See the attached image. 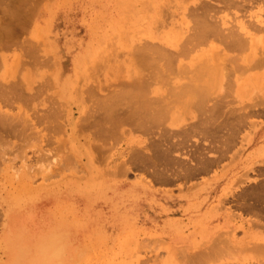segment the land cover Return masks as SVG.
<instances>
[{
	"label": "rangeland",
	"instance_id": "1",
	"mask_svg": "<svg viewBox=\"0 0 264 264\" xmlns=\"http://www.w3.org/2000/svg\"><path fill=\"white\" fill-rule=\"evenodd\" d=\"M0 97L1 260L264 263V0H0Z\"/></svg>",
	"mask_w": 264,
	"mask_h": 264
},
{
	"label": "bare ground",
	"instance_id": "2",
	"mask_svg": "<svg viewBox=\"0 0 264 264\" xmlns=\"http://www.w3.org/2000/svg\"><path fill=\"white\" fill-rule=\"evenodd\" d=\"M215 17V16H214ZM232 40V39H231ZM168 43H170V42H168ZM181 43V42H180ZM234 43V42H233ZM240 43V42H239ZM179 44V43H178ZM24 45H26V43L24 44ZM170 46V45H169ZM233 46V45H232ZM29 47V46H28ZM156 46H153V44L152 45H150V48L151 49H154ZM179 47V46H178ZM227 47V46H226ZM156 49H157V47H156ZM168 50H164L163 48H158L157 49V53H159L160 55H162V56H164V57H170V53L168 54V52H167ZM173 51V50H172ZM188 51H189V49H188ZM175 52H177L178 53V51H175ZM190 53L192 52V51H189ZM219 52V51H218ZM188 53V52H187ZM213 53V52H212ZM229 53V52H228ZM209 55V54H208ZM226 55V54H225ZM229 55V54H228ZM237 55V54H236ZM153 56V55H152ZM183 56V55H182ZM226 57V56H225ZM151 58H153V57H151ZM163 58V57H162ZM196 58V57H195ZM172 59V58H171ZM185 59V58H184ZM202 59H204V63H202V64H205V62L207 61V60H205V58H202ZM219 59V58H218ZM152 60V59H151ZM29 61V60H28ZM148 61V60H147ZM212 61H213V59H212ZM251 61V60H250ZM21 62V61H20ZM155 62V61H154ZM166 62V61H165ZM201 62H203V61H201ZM208 64H209V59H208ZM153 63V62H152ZM168 63V62H167ZM198 63V62H197ZM155 64V63H154ZM158 64V63H157ZM208 64H206V66L208 65ZM161 65H162V63H161ZM210 65V64H209ZM208 65V66H209ZM157 66V65H156ZM180 66H182V65H180ZM186 66V65H185ZM199 66V65H198ZM197 66V67H198ZM211 67H213L214 65H210ZM158 67H162V66H158ZM173 67V66H172ZM175 67V66H174ZM195 67V66H194ZM210 67V68H211ZM242 67V66H241ZM149 68V67H148ZM163 68V67H162ZM162 68L160 69V71H162V72H160V73H162L163 74V70H164V68H163V70H162ZM168 68V67H167ZM199 68V67H198ZM197 68V69H198ZM203 68H205V67H201V69H203ZM209 68V69H210ZM214 68V67H213ZM220 68V67H219ZM158 69V68H157ZM185 69H188V68H185ZM206 69V68H205ZM207 69H208V67H207ZM149 70V69H148ZM155 70V69H154ZM169 70V69H168ZM190 70V69H189ZM156 71V70H155ZM179 71V70H178ZM181 71L183 72V70L181 69ZM185 71V70H184ZM212 71H213V69H212ZM223 71V70H222ZM226 71V70H225ZM150 72V71H149ZM196 72H197V70H196ZM199 72V71H198ZM197 72V74H195L196 76L199 74V76H201V73L199 72L198 73ZM240 72V71H239ZM131 73V72H130ZM154 73V72H153ZM156 73V72H155ZM164 73H166V72H164ZM172 73H174V72H172ZM203 73H204V71H203ZM203 73H202V75H203ZM223 73V72H222ZM234 73V72H233ZM149 73H147L146 75H148ZM157 74V73H156ZM167 74V73H166ZM190 74V73H189ZM188 74V75H189ZM192 74V73H191ZM207 74H209V75H213V77H214V74H212V72H211V70H210V73L208 72ZM169 75V74H168ZM176 75V74H175ZM149 76V75H148ZM174 76V75H173ZM187 76V75H186ZM191 76V75H190ZM190 76H187V77H189V78H192L193 77V75H192V77H190ZM196 76H195V78H196ZM205 76V77H204ZM203 77L205 78V80L207 81V82H205V80H203L206 84H205V87L203 88L206 92H207V90H210L209 88H211L212 86V80L211 79H209V76H207V78H206V74L204 75ZM153 77H155V76H153ZM166 77H167V75H166ZM170 77H172V75L170 76ZM177 77V76H176ZM203 77H202V79H203ZM210 77H212V76H210ZM158 78H160V77H158ZM168 78V77H167ZM188 78V80H190ZM166 79V78H165ZM192 79H194V78H192ZM202 79H201V81H202ZM210 80V81H208V80ZM163 80V79H162ZM168 80V79H167ZM170 80H172V79H170ZM224 80V79H223ZM164 81V80H163ZM191 82H192V80H190ZM189 81V83H191ZM194 81V80H193ZM200 81V80H199ZM225 81V80H224ZM254 81H256V80H254ZM154 82V81H153ZM139 83V82H138ZM178 83V82H177ZM188 83V82H187ZM193 83V85H195V84H197L198 86H201L202 87V85L204 86V83L202 84V85H200V83H202V82H200L199 84L197 83V81H196V83L194 84V82H192ZM182 84V83H181ZM177 85V84H176ZM176 85L175 86H173V85H171L170 87L172 88V86L173 87H176ZM179 86V85H178ZM183 86V85H182ZM188 86V85H187ZM196 86V85H195ZM195 86H193V88H194V90H193V92L195 93L196 91H199L200 92V89H197V87H196V89H195ZM210 86V87H209ZM186 87V86H185ZM180 88V87H179ZM190 88V87H189ZM206 88H208L207 90H206ZM182 89H184V88H182ZM186 90V89H185ZM190 90V89H189ZM189 90H187V91H189ZM204 90H202V91H204ZM158 91V90H157ZM171 91H173V90H171ZM178 91V93H179V90H177ZM191 91V90H190ZM204 91V92H205ZM192 92V91H191ZM189 93V92H188ZM230 93V92H229ZM149 94H150V89H149ZM174 94V93H173ZM193 94V93H192ZM191 94V95H192ZM202 93H200V95H201ZM208 94V93H207ZM166 95V94H165ZM199 94H198V97L200 96ZM152 96V95H151ZM185 96H186V94H185ZM203 96V95H202ZM209 96V95H208ZM155 97V96H154ZM158 97V96H157ZM168 97V96H167ZM189 98H190V96H188ZM193 97V96H192ZM192 97H191V99H192ZM196 97V96H195ZM1 98V97H0ZM152 98H153V96H152ZM194 98V97H193ZM2 99V98H1ZM200 99H202V97L200 98ZM203 99H205L204 97H203ZM193 100V101H192ZM191 101L192 102H194V99H192ZM198 100V99H197ZM202 101V100H201ZM38 102V101H37ZM201 106V105H200ZM22 113V112H21ZM25 117V116H24ZM23 118V117H22ZM26 118V117H25ZM11 119V118H10ZM1 120V119H0ZM26 121V120H25ZM28 121H29V119H28ZM12 122H14V121H12ZM11 122V123H12ZM16 122V121H15ZM28 125V124H27ZM34 126V125H33ZM24 128H26V127H24ZM30 128V127H29ZM32 128V127H31ZM28 132V131H27ZM22 133V132H21ZM26 136V135H25ZM56 137V136H55ZM29 138V137H28ZM26 140V139H25ZM32 140V139H31ZM37 140V139H36ZM40 140V139H39ZM15 141V140H14ZM26 141H28V140H26ZM43 142V141H42ZM62 142V141H61ZM33 144H34V141H33ZM6 145V144H5ZM24 145V144H23ZM27 145V144H26ZM36 145H38L37 144V142H36ZM35 146V145H34ZM27 147V146H26ZM25 150V149H24ZM43 152V151H42ZM46 152H48V151H46ZM2 154H3V152H2ZM51 154V153H50ZM45 155V154H44ZM1 156V155H0ZM43 156V155H42ZM2 157H4V156H2ZM26 157V156H25ZM40 157V156H39ZM44 157H46V156H44ZM63 157V156H62ZM24 159V158H23ZM1 161V160H0ZM4 161V160H3ZM24 161V160H23ZM47 161V163L45 164L46 166H45V168L43 169L42 168V166H44V165H40V167L37 169V171L39 172V174H43V173H46V172H48L49 170H50V167L54 164V162H55V158L54 157H50L49 159H47L46 160ZM22 162V161H21ZM2 163V162H1ZM6 163V162H5ZM22 164V163H21ZM9 168V167H8ZM11 169H12V167H10ZM9 168V169H10ZM14 168V167H13ZM18 168V167H17ZM16 168V170H14L13 171V169H12V171L14 172L13 173V175H17L16 177H15V179H20V177L21 176H23V178L22 179H29V176H28V174H26L25 173V171L26 172H31V169L32 168H30V166H29V168L30 169H27V170H25V166H24V164L23 165H21V172H20V174H19V169H17ZM47 170V171H46ZM30 176H32V174H29ZM36 175V174H35ZM46 178V177H45ZM234 217V216H233ZM255 219V218H254ZM252 220V219H251ZM244 221V220H243ZM254 221V220H253ZM261 221V220H260ZM244 222H246V221H244ZM49 223H51V224H54V221L51 219L50 220V222ZM51 224H49V227L46 229V230H38V231H34V232H31V233H26L25 232V230L23 231V230H20V231H18V229H13V230H11V232H10V234H8L5 238H4V240H5V245L4 246H2V249H3V251H4V253H5V255H6V259L5 260H1L0 259V264H64L63 263V260H62V249H61V246H60V244H61V242H62V238H60L58 235H57V233H56V231H55V229H53V227L51 226ZM231 230V229H230ZM233 231V230H232ZM235 231V230H234ZM224 233V232H223ZM226 234V233H225ZM218 235L219 236H221L219 233H218ZM230 235H231V239H230V243L232 242L231 240L233 239V234H232V232L230 233ZM225 236V235H224ZM235 237V236H234ZM221 239H224V237H222L221 236ZM229 240V239H228ZM214 241V240H213ZM212 241V242H213ZM220 241V240H219ZM223 241V240H222ZM224 241H225V239H224ZM218 242V241H217ZM226 243H228V241H226ZM235 243V242H234ZM223 244V243H222ZM225 244V243H224ZM229 244V243H228ZM261 244V243H260ZM252 245H254L255 247H256V249L258 248V249H262V250H264V245H259V244H253L252 243ZM208 247V246H207ZM254 247V248H255ZM214 248H216V246L214 247ZM227 248V247H226ZM247 248V247H246ZM250 248V247H249ZM201 249H204V248H201ZM200 249V250H201ZM228 249L230 250L231 249V247H228ZM227 249V250H228ZM234 249V248H233ZM237 249V248H236ZM245 249V248H244ZM214 250V249H213ZM220 250H222L221 248H220ZM255 250V249H254ZM241 251V250H240ZM249 251H251V249L249 250ZM208 252V251H207ZM225 253H226V251H224ZM231 252V251H230ZM235 252V251H234ZM242 252V251H241ZM247 252V251H246ZM229 253V252H228ZM228 253H226V254H228ZM237 253V252H236ZM248 253V252H247ZM257 253V252H256ZM256 253H255V255H256ZM259 253V252H258ZM224 254V253H223ZM226 254H224V255H226ZM250 254H251V252H250ZM252 254H254L253 252H252ZM260 254V253H259ZM174 255V254H173ZM178 255V254H177ZM233 255V254H232ZM234 255H236V254H234ZM239 256H241V254L239 255ZM254 256V255H253ZM252 256V257H253ZM256 256H258V255H256ZM215 257V256H214ZM234 257V256H233ZM259 257H260V255H259ZM240 258V257H239ZM257 258V257H256ZM227 259V258H226ZM215 260V259H214ZM254 260H256V259H254ZM246 261V260H245ZM249 261V260H248ZM258 261V260H257ZM260 261V260H259ZM167 262V261H166ZM256 262V261H255ZM252 264V263H251ZM260 264V263H259ZM264 264V263H263Z\"/></svg>",
	"mask_w": 264,
	"mask_h": 264
}]
</instances>
